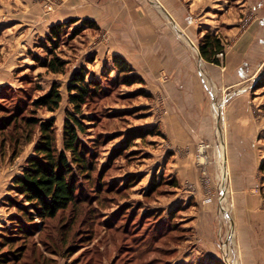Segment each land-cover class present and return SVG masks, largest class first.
<instances>
[{"label": "rangeland", "instance_id": "obj_1", "mask_svg": "<svg viewBox=\"0 0 264 264\" xmlns=\"http://www.w3.org/2000/svg\"><path fill=\"white\" fill-rule=\"evenodd\" d=\"M224 1L241 31L264 17V0ZM215 9L219 17L225 12ZM199 11L191 12L194 33L170 22L187 43L182 46L168 35H117L107 18L70 17L65 0H0V264H244L235 219L249 191L264 207V132L258 179L250 184L238 167L243 152L229 139V109L240 86L212 84L215 95L205 96L206 103L195 90L199 43L214 31ZM159 13L167 20L162 8ZM220 36L227 48L240 35ZM250 44L263 51L264 35ZM116 53L134 68L135 80L122 79ZM259 70L253 88L246 84V104L264 128V98H258L264 67ZM76 76L94 79L91 88L100 85L79 108L69 98ZM54 89L62 99L52 109L40 101ZM71 112L84 124L88 165L73 164L78 199L54 218L25 214L20 231L13 221L28 202L16 177L36 153L42 123L52 121L55 145L64 148Z\"/></svg>", "mask_w": 264, "mask_h": 264}, {"label": "crops", "instance_id": "obj_2", "mask_svg": "<svg viewBox=\"0 0 264 264\" xmlns=\"http://www.w3.org/2000/svg\"><path fill=\"white\" fill-rule=\"evenodd\" d=\"M221 1L156 0L155 6L151 7L152 5L150 6L144 0H65V5L70 17L98 19L100 23H103L107 18L109 26L117 35L122 33L123 35H137V38L140 39L144 38L143 35L162 34L168 35L170 40L174 42L173 44L177 43L179 39L178 42L182 46H187L183 37L177 36L178 34L173 31L170 22L173 20L177 25H180L184 32L187 30L194 33L193 29H190V25L193 24L194 14L192 13L195 8H200V11L197 12V17L200 20L213 23L214 33L224 35L227 40L232 35H240L232 46L226 48L221 64L209 63L201 57L202 61L197 66L200 83L196 79L195 90L206 103L205 96L209 95L211 98L215 95V91L211 88L212 84L217 85V87L223 85L228 87L240 86L239 90L236 88L239 94L229 99L233 98L229 109L231 122L229 139L234 144V151L243 152L242 158L240 160L238 158V167L242 168L243 176L247 177L249 183L252 184L251 181L258 179L256 172L262 160L260 152L257 151L261 145L258 137L263 134L264 128L262 123L259 124L258 120L255 119V115L248 111L246 97H248L249 89L253 88L259 80L257 76L253 77V73L264 67V50L259 48L260 45L255 48H249V46L253 39L258 42L259 38L263 37L264 17L241 31L238 25H235L238 22V17L235 16L236 11H233L228 5L229 1ZM217 5L225 7V12L220 17L216 16L215 11L219 12L215 9ZM161 8L167 20H164L160 15ZM207 8L211 10H206ZM241 10H244V6L241 7ZM211 11L213 15L208 14ZM189 14L192 15L189 16ZM180 35L183 34L180 33ZM184 50L186 52L187 49L184 47ZM179 54L181 55L182 52ZM203 60L205 64H203ZM253 80V83H249ZM246 84L251 88H246ZM258 98L263 99L264 97ZM249 189L253 190L252 188ZM244 198L245 207L240 208L235 219L236 233L243 257L242 262L244 264H264V207L262 200L253 191H249L241 197V199Z\"/></svg>", "mask_w": 264, "mask_h": 264}, {"label": "trees", "instance_id": "obj_3", "mask_svg": "<svg viewBox=\"0 0 264 264\" xmlns=\"http://www.w3.org/2000/svg\"><path fill=\"white\" fill-rule=\"evenodd\" d=\"M61 28H53V34H59ZM201 56L208 62L221 64L219 53L226 52L225 43L220 35L214 32H206L199 43ZM113 63L122 75V79L131 82L138 77L134 68L119 53L114 54ZM53 68L57 66L51 64ZM69 87L70 101L79 108L90 95V90L97 91L100 85L91 88L95 80L85 81L82 76L74 78ZM137 81V80H136ZM264 85V81L260 84ZM95 86V85H94ZM62 95L54 89L44 95L40 101L42 104L54 109L59 106ZM83 121L71 112L65 123L64 148L58 149L55 138L51 134L52 121L42 123V137L35 146V154L28 160L23 173L16 177L15 187L23 195L27 205L21 206V217L14 220L15 226L23 227V218L27 219L36 215L40 218H54L59 211L67 209L76 203L78 199V181L74 171V163L79 168H87L84 149L86 144L80 138L83 130ZM32 207H29V206ZM33 209L34 211H30ZM224 264H227L224 262Z\"/></svg>", "mask_w": 264, "mask_h": 264}, {"label": "bare ground", "instance_id": "obj_4", "mask_svg": "<svg viewBox=\"0 0 264 264\" xmlns=\"http://www.w3.org/2000/svg\"><path fill=\"white\" fill-rule=\"evenodd\" d=\"M162 5V4H161ZM166 8V7H165ZM204 75V74H203ZM208 86H210V85H208ZM219 104V106L216 104V105H214V112L216 113V116H217V112H219L220 111V109H221V103H218ZM225 145L223 144L222 145V149H221V153H220V156H221V158H222V160H221V162H222V164H221V166H222V171H223V176L222 177H225V178H227V176H228V174H229V168H228V165H227V162H226V151H225ZM226 180V179H225ZM224 188V187H223ZM225 191V190H224ZM232 233V232H231ZM228 245H226V247H227ZM227 249V248H226ZM235 262V261H234ZM236 264H238V260L236 261Z\"/></svg>", "mask_w": 264, "mask_h": 264}, {"label": "built area", "instance_id": "obj_5", "mask_svg": "<svg viewBox=\"0 0 264 264\" xmlns=\"http://www.w3.org/2000/svg\"><path fill=\"white\" fill-rule=\"evenodd\" d=\"M220 54L223 55V52H220L219 55H220Z\"/></svg>", "mask_w": 264, "mask_h": 264}]
</instances>
